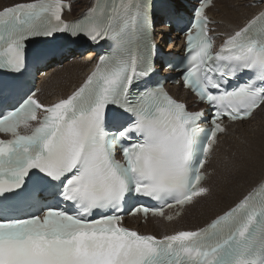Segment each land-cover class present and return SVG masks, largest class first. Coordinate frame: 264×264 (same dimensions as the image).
Here are the masks:
<instances>
[{"label": "snow or ice", "instance_id": "6c2138e0", "mask_svg": "<svg viewBox=\"0 0 264 264\" xmlns=\"http://www.w3.org/2000/svg\"><path fill=\"white\" fill-rule=\"evenodd\" d=\"M154 6L94 0L71 23L62 0L0 10V264H264V178L194 230L158 238L123 223L130 199L127 214L171 221L165 208L211 196L204 169L223 121L264 106V11L214 51L211 0H196L183 60L158 68ZM81 39L108 48L70 95L43 104L22 84L29 43L44 42L37 62H55L72 55L55 41ZM166 68L207 116L171 96L167 77L153 79Z\"/></svg>", "mask_w": 264, "mask_h": 264}, {"label": "bare ground", "instance_id": "6f19581e", "mask_svg": "<svg viewBox=\"0 0 264 264\" xmlns=\"http://www.w3.org/2000/svg\"><path fill=\"white\" fill-rule=\"evenodd\" d=\"M81 1L85 2L86 0ZM250 1L220 0L215 5L217 11L212 12L214 20L217 21L215 31L232 33L240 28L258 11V8L246 6ZM4 5L7 4L0 0V7ZM156 32L157 37L161 39L160 43H167L160 27ZM86 65V59L73 61L71 64L63 66L61 71L51 77L48 86H50L52 96H56L54 99L64 97L80 82ZM259 110L260 114L264 113V106L260 107ZM254 119L256 116L252 120L238 124L236 128L239 129L238 132L231 131L230 135L223 138V147L219 148L213 162L212 167L215 171L208 184L212 188V195L201 198L194 204L178 222L177 229L194 230L203 226L213 217L232 206L264 177V121L260 122L259 120L252 123ZM226 157L228 158L227 163ZM216 176L220 177L217 190L212 187ZM201 200L206 201V203L197 209V204Z\"/></svg>", "mask_w": 264, "mask_h": 264}, {"label": "rangeland", "instance_id": "374dc122", "mask_svg": "<svg viewBox=\"0 0 264 264\" xmlns=\"http://www.w3.org/2000/svg\"><path fill=\"white\" fill-rule=\"evenodd\" d=\"M216 10V8L213 10V12ZM217 11V10H216ZM215 11V12H216ZM214 12V13H215ZM260 120V122L261 121H264V113H261V114H259L258 116H257V118L256 119H254V121L252 122V123H254V122H257V121H259ZM235 132H238L239 131V129H235L234 130ZM232 156H233V154H232ZM242 159V158H241ZM242 162V161H241ZM219 181H220V177L219 176H216V178L214 179V181H213V186L212 187H214L215 188V190H217V188H218V186H219ZM202 203V204H201ZM206 203V201H204V200H201L200 202H199V204H197V209H199L200 207H202L204 204Z\"/></svg>", "mask_w": 264, "mask_h": 264}]
</instances>
